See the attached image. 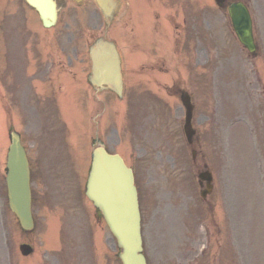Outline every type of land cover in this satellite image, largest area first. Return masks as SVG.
Listing matches in <instances>:
<instances>
[{
    "label": "rangeland",
    "instance_id": "1",
    "mask_svg": "<svg viewBox=\"0 0 264 264\" xmlns=\"http://www.w3.org/2000/svg\"><path fill=\"white\" fill-rule=\"evenodd\" d=\"M126 1L121 14L110 25L99 9L79 10L80 14L73 12L67 16L68 5L64 2L62 21L69 22L72 17L77 21L79 16L80 25L68 30L67 35L74 34V40L79 37L84 77L90 72L88 44L96 36L114 37L120 47L125 46L121 41L124 28L134 36V23L125 25L124 20L135 2ZM156 1L160 21L157 20L154 44L143 50L141 47L148 42L138 34L129 47L130 58L140 53L146 55L137 57L138 71L150 69L151 73L133 78V71H129L127 79H133L125 87L126 99L119 103L115 94L108 93L115 98L108 109L104 103H97L90 89L71 91L62 99V114L71 116L68 121L73 129H78V143L89 140L98 130L99 124L93 120H115V127L114 121L108 126L109 131H118L113 140H108L103 131L111 150H118L120 136L125 143L131 140V148L142 145L144 156L139 162L135 158L134 165L138 167L144 252L149 264H264V77L263 82L259 80L260 63L264 60V0H245L251 8L263 53L258 60L239 44L228 11L215 0ZM148 15L149 12L141 18L146 17L142 25L150 35L154 29L148 27ZM48 50L63 56L52 43L27 53L28 64L17 62L8 72L6 69L15 80L10 84L13 86H5L13 113L7 115L0 105V264H9L10 254H14L16 264H122L115 239L85 195L88 168L78 167L75 172L74 168L64 170L62 164L44 163L48 153L57 156L62 152L59 142L54 143L45 134L47 121L55 120L59 113L49 103L45 107L32 106L33 92L28 91L34 86L49 87L42 76L58 70L59 66L48 72H41L42 68L37 71L42 66L39 60L50 54ZM67 51L69 54L72 50ZM54 85L47 91H56L59 84ZM183 90L192 94L195 119L205 120L199 128L200 155L195 162L183 132ZM128 126L133 127V136L128 133ZM12 127L22 134L34 161L36 225L31 231L21 228L7 202L6 150ZM205 164L212 170L215 189L203 202L198 173ZM189 205L193 228L190 232L185 228L177 231L176 225L186 221ZM161 207L163 219L157 211ZM209 214L220 216L221 220L225 216L227 226L225 233H212L207 251L202 224ZM52 218L55 232L50 236L47 231ZM106 240L113 242L111 250ZM27 241L35 250L31 258H24L20 252V245Z\"/></svg>",
    "mask_w": 264,
    "mask_h": 264
},
{
    "label": "water",
    "instance_id": "2",
    "mask_svg": "<svg viewBox=\"0 0 264 264\" xmlns=\"http://www.w3.org/2000/svg\"><path fill=\"white\" fill-rule=\"evenodd\" d=\"M97 1L104 13L112 16L115 2ZM46 2L53 19L56 13L55 3L52 0ZM46 13L42 11L44 17ZM230 14L239 39L253 51L255 46L248 9L242 3L234 4L230 8ZM92 56L99 79L111 84L117 92H120L121 71L114 45L108 44L100 51L94 50ZM183 101L187 107L185 130L190 136L193 108L188 95H184ZM7 184L11 209L18 215L21 225L25 229H31L34 222L31 211L30 170L25 149L15 132L12 133V144L8 153ZM87 195L102 210L118 240V245L122 247L120 257L123 264H146L145 257L141 253L140 212L132 171L116 156L107 157L105 152L98 154L88 182ZM22 248L24 253L31 251L29 246L25 245Z\"/></svg>",
    "mask_w": 264,
    "mask_h": 264
},
{
    "label": "flooded vegetation",
    "instance_id": "3",
    "mask_svg": "<svg viewBox=\"0 0 264 264\" xmlns=\"http://www.w3.org/2000/svg\"><path fill=\"white\" fill-rule=\"evenodd\" d=\"M62 2V6H64V1L67 2V0H60ZM75 4H77L78 8L85 5L87 0H80L75 1L72 0ZM27 0H0V67L1 71L3 72L4 65H7V59H6V53L7 49L9 47H28V41L31 39V37H34L35 34V27L39 29V26L35 20L34 16H38V11L35 7L30 5ZM61 3V2H60ZM71 6H67V11L75 12L73 8H70ZM40 20V16H38ZM60 23V16L59 21ZM42 26V22H40ZM62 24V23H61ZM65 27L68 26L67 23L63 24ZM61 29L57 31H53V36H51V40H48V34L43 35L42 41L40 44V47H47L50 44L53 43L54 48H56L58 51L63 52L62 57H58L57 54L52 52L51 50H48V53L44 57L40 59L39 61L42 64L43 67L48 68L49 71L57 68V66H63L65 69H60L58 67V70H56L55 73V79L58 80V76L60 74L66 75V79L69 80L70 76L78 71L80 69L82 58H81V52L80 47H78V52L72 57L69 55V58L67 57V47H66V33L67 28L60 27ZM38 38V37H37ZM62 44L64 46H62ZM79 45V42H78ZM77 50V48H75ZM24 63V59L22 60ZM52 63V67L50 68V64ZM79 65V67H78ZM78 67V69H77ZM67 68V69H66ZM264 70V69H263ZM259 73V71H257ZM48 75V74H47ZM48 82L50 83L49 88L56 87L54 84V80L50 75H48ZM59 86V85H57ZM205 120H194L196 131L193 137L192 143L197 141L198 143L201 142V132L198 130L199 126L204 123ZM190 208L188 207V211ZM187 228H190V222H187L185 224ZM217 228L218 232H221V223L216 219H210L208 222V225L206 226V229L210 231V229Z\"/></svg>",
    "mask_w": 264,
    "mask_h": 264
}]
</instances>
